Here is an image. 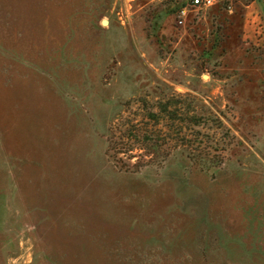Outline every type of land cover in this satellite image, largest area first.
Returning a JSON list of instances; mask_svg holds the SVG:
<instances>
[{"label":"rangeland","instance_id":"rangeland-1","mask_svg":"<svg viewBox=\"0 0 264 264\" xmlns=\"http://www.w3.org/2000/svg\"><path fill=\"white\" fill-rule=\"evenodd\" d=\"M186 3L0 0V264H264L255 7L179 24ZM132 124L170 153L159 168L106 163Z\"/></svg>","mask_w":264,"mask_h":264},{"label":"trees","instance_id":"trees-1","mask_svg":"<svg viewBox=\"0 0 264 264\" xmlns=\"http://www.w3.org/2000/svg\"><path fill=\"white\" fill-rule=\"evenodd\" d=\"M190 1L191 0H187L186 6H190ZM243 1L245 3H250L253 0H218L214 5L207 8V10L217 8L220 11L226 12L229 8H232L233 14L236 12L241 13L240 5H242ZM220 31H222L220 28L219 31H213L216 38H214L212 54L214 48H224L221 47V45L224 43V39H227V36L223 37ZM161 111L167 113V109ZM152 117H154V115L150 114L149 118L153 119ZM201 117L202 116L189 117L187 119L191 125L198 126L201 123V120H199ZM169 118L175 120L176 116L172 113L169 114ZM135 129V125L132 124L129 129H118L107 136L106 148L104 151L106 163L118 171L125 173H139L148 168H159L161 163H164L170 156V153L161 150L159 139L156 138L151 130L141 131ZM188 158L190 162L201 165V170L205 172L214 168H220V164L222 163L218 156H212L210 158L209 156L202 157L201 155H190ZM214 159H217L216 164H213Z\"/></svg>","mask_w":264,"mask_h":264},{"label":"built area","instance_id":"built-area-1","mask_svg":"<svg viewBox=\"0 0 264 264\" xmlns=\"http://www.w3.org/2000/svg\"><path fill=\"white\" fill-rule=\"evenodd\" d=\"M217 1L218 0H191L189 3L190 4L189 7L185 6V8L180 10L179 16H178V23L182 24L184 22V19H185L187 10H188L187 8L196 9V10H204L214 5ZM250 24L253 27V30H252L253 35H255L256 33L261 34V41H264V21H263L261 14L257 12L255 9H253L250 12Z\"/></svg>","mask_w":264,"mask_h":264},{"label":"crops","instance_id":"crops-1","mask_svg":"<svg viewBox=\"0 0 264 264\" xmlns=\"http://www.w3.org/2000/svg\"><path fill=\"white\" fill-rule=\"evenodd\" d=\"M255 5V6H253ZM249 7H255L254 9L259 12L264 20V0H253L251 2L250 5H248Z\"/></svg>","mask_w":264,"mask_h":264}]
</instances>
